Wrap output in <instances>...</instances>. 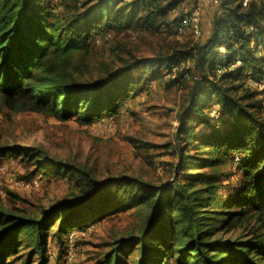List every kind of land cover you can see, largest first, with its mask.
<instances>
[{
  "label": "trees",
  "instance_id": "trees-1",
  "mask_svg": "<svg viewBox=\"0 0 264 264\" xmlns=\"http://www.w3.org/2000/svg\"><path fill=\"white\" fill-rule=\"evenodd\" d=\"M184 1L0 0V110L86 124L116 113L163 70L175 72L172 82L191 79L165 181L98 179L43 147L1 144L0 163L17 156L31 177L62 176L72 190L38 212L8 207L0 195V264H48L51 238L63 245L72 230L120 210L141 215V227L107 242L100 264H264V0H219L202 41L188 34L141 57L112 56L110 45L100 73H87L95 34L168 35L184 17L177 11ZM232 155L240 166L229 184Z\"/></svg>",
  "mask_w": 264,
  "mask_h": 264
},
{
  "label": "rangeland",
  "instance_id": "rangeland-1",
  "mask_svg": "<svg viewBox=\"0 0 264 264\" xmlns=\"http://www.w3.org/2000/svg\"><path fill=\"white\" fill-rule=\"evenodd\" d=\"M51 2L58 5L61 0ZM202 2L204 10L201 24L208 17L212 21L219 0ZM191 3L184 8L188 9ZM177 11L183 13L179 7ZM171 16H174V12ZM188 34L178 36L174 31L168 35L165 32L150 34L140 32L137 28L95 34V40L92 41L94 53L87 73H91V77L100 73L102 63L111 55L108 49L110 45L116 48L111 50L114 53L112 56L115 53L150 56L173 40L179 38L180 42H186L192 39ZM205 38L202 33L197 41ZM191 66V62L186 63L189 69ZM174 74L168 75L163 70L158 78H147L136 86V92L122 102L116 113H105L86 124L74 118L60 121L35 112L0 110V145L43 147L52 156L87 165L98 179L126 174L152 182L165 181L171 176L170 163L177 159L178 116L191 86L189 77L172 82ZM190 151L193 152V148ZM239 166L234 165L233 159H230L228 167L234 175L229 179V184L237 182ZM30 171L31 167L17 156L10 155L2 160L0 195L6 206L38 212L57 200L70 197L72 185L62 176L39 175L41 178L36 176L40 179L39 187H24L21 182L32 178ZM141 223V215L131 210H120L99 217L82 229L72 230V243L67 239L65 244L60 245L56 238H51L48 264H100L109 249L107 242L138 231ZM71 244L75 256L69 260L67 253ZM36 261L37 258L34 264Z\"/></svg>",
  "mask_w": 264,
  "mask_h": 264
},
{
  "label": "built area",
  "instance_id": "built-area-1",
  "mask_svg": "<svg viewBox=\"0 0 264 264\" xmlns=\"http://www.w3.org/2000/svg\"><path fill=\"white\" fill-rule=\"evenodd\" d=\"M250 1L251 0H242L243 6H247ZM187 4H189V2L186 0L179 5V8H181L184 12V17L180 21L175 32L178 36L189 33L195 39H199L203 33L201 22H202L204 4L202 0H195L194 2L192 1L188 9L184 8L185 6H187ZM256 46L257 44L253 41L252 42L253 49H256ZM220 50L222 52H225L224 44L220 46ZM238 64H239V61L232 63L230 66L234 67ZM218 72H220V70ZM250 81L252 82V80ZM233 162H234V165H239L240 157H238V155L235 156V158H233ZM39 180H40L39 177L34 176L32 178H29V180L22 181L21 183L26 188H35V187H39V184H40ZM72 238H73V234H71L70 237L68 238L70 243H72ZM74 256L75 254L73 252V246L71 244L69 247L68 253H67V258L70 260Z\"/></svg>",
  "mask_w": 264,
  "mask_h": 264
},
{
  "label": "crops",
  "instance_id": "crops-1",
  "mask_svg": "<svg viewBox=\"0 0 264 264\" xmlns=\"http://www.w3.org/2000/svg\"><path fill=\"white\" fill-rule=\"evenodd\" d=\"M187 1L189 3L191 2V0H187ZM194 1L195 0H193V2ZM202 24L201 25H202L203 38H205V37H207L210 34V31H211V18L208 17L206 22H203ZM237 173H239V171H237Z\"/></svg>",
  "mask_w": 264,
  "mask_h": 264
}]
</instances>
